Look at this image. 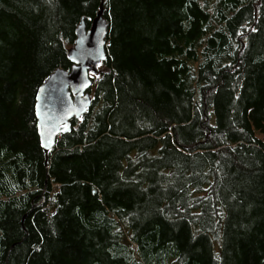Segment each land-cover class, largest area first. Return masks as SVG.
<instances>
[{"label":"trees","instance_id":"1","mask_svg":"<svg viewBox=\"0 0 264 264\" xmlns=\"http://www.w3.org/2000/svg\"><path fill=\"white\" fill-rule=\"evenodd\" d=\"M100 5L45 153L38 89ZM0 264H264V0H0Z\"/></svg>","mask_w":264,"mask_h":264},{"label":"water","instance_id":"2","mask_svg":"<svg viewBox=\"0 0 264 264\" xmlns=\"http://www.w3.org/2000/svg\"><path fill=\"white\" fill-rule=\"evenodd\" d=\"M102 5L90 27L83 21L76 28V38L68 50L72 62L69 70L58 68L37 92L35 111L41 146L45 153L55 145L60 134L71 128V119H80L91 104V75L105 59L107 24Z\"/></svg>","mask_w":264,"mask_h":264}]
</instances>
